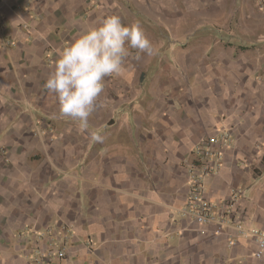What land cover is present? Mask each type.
I'll list each match as a JSON object with an SVG mask.
<instances>
[{
    "label": "crops",
    "instance_id": "0c3cea01",
    "mask_svg": "<svg viewBox=\"0 0 264 264\" xmlns=\"http://www.w3.org/2000/svg\"><path fill=\"white\" fill-rule=\"evenodd\" d=\"M20 1L0 0L11 24L20 23L13 12ZM36 1L40 34L31 29L28 42L19 33L11 41L16 50L0 48V93L11 94L14 86L27 89L36 109L60 118L58 98L44 86L59 58L49 61L50 68L43 66V50L59 43L49 29L74 28L72 42L99 24L98 18L105 17L99 15L110 14V4L114 10L120 2L104 0L106 8L88 12V0ZM231 3L243 14L260 12L254 0ZM83 12L89 19L79 23ZM135 58L127 57L119 83H113L119 89L112 88L108 97L101 94L89 120L95 127L115 125L112 115L116 118L118 109L126 147L95 142L102 152L90 160L79 161L85 135L74 131L69 137L65 124L51 121L41 122L49 130L38 131L32 113L0 101V147L8 158L7 163L0 158V264H264V258L254 256L253 237L235 226L264 229V103H230L225 93L222 102H159L151 85L134 79L130 63ZM50 101H56L54 110ZM221 133L231 143L204 178L202 195L213 203L216 217L230 222L213 235L201 232L182 211L194 144ZM233 193L238 194L235 202ZM230 239L236 240L231 247ZM59 249L66 251L62 258Z\"/></svg>",
    "mask_w": 264,
    "mask_h": 264
},
{
    "label": "rangeland",
    "instance_id": "374dc122",
    "mask_svg": "<svg viewBox=\"0 0 264 264\" xmlns=\"http://www.w3.org/2000/svg\"><path fill=\"white\" fill-rule=\"evenodd\" d=\"M81 1L85 3L86 0ZM118 1L121 4H115L114 10L110 9L109 3L107 9L110 10V14L106 12L107 14L99 16L106 18L115 14L120 16L125 25L137 22L141 25L158 52L154 56H149L136 49H130L129 57L136 58L130 63L132 66L128 67V75L132 69H135L134 79L138 77L143 85L147 84V87L151 85L149 89L154 92V96L157 94V101L168 102L174 98L184 103L195 100V103L205 104L207 100L215 102L214 99L222 102L220 98L223 97L222 93H225L224 96L230 103H264V0H254L257 5L256 10H260L254 17L241 13L239 8L236 11V7L234 8L231 3L233 0ZM36 2V0H21L16 3L13 12L19 17L18 24H11L0 11L1 49L16 50L12 42L19 33H24L28 42H31V29L40 34L37 24L41 23V15L37 13ZM102 2L104 3V0H88L86 9L88 12H97L105 7L102 6ZM236 4L238 0H235ZM88 12L78 14L79 23H85L89 19ZM23 14L27 16L26 21ZM28 19L36 25L31 27ZM101 21L99 17L97 23ZM55 28L49 29V32L57 37L59 43L46 47L41 55L43 66L46 68H50L49 61L53 60L55 55L59 57L61 50L71 43L75 32L74 28L67 30L61 27ZM14 81L18 83L17 80ZM113 83H119L117 75L105 78L103 92L107 97L112 93V88L120 87L119 85L113 87ZM30 97L31 94H28L27 89L24 93L15 86L11 94L0 93L3 106L10 104L12 108L26 109L27 112L32 113L35 123H38V131L48 129L43 128L41 122L45 121L47 125V121H51V123L65 124L69 137L74 131L85 135L86 141L83 142L85 151L79 155L80 162L84 158L90 160L97 150L99 153L102 152V148L90 139L92 133H100L103 137H107L103 139L105 146L116 142L126 147L125 124L122 120L123 115L117 118L118 109L116 118L115 114L112 115L115 125L103 124L95 127L89 123L88 129L81 131L78 123L69 118L56 116L47 118L40 107L39 110L36 109ZM54 103L56 105V101ZM55 105L52 101L49 102L51 109H55ZM89 120H92V115ZM50 131L55 132L53 128ZM120 140L122 143L119 142ZM0 149L3 151L0 153V158L7 163L6 149L4 147ZM190 155L195 158L193 151ZM26 162L30 163V160Z\"/></svg>",
    "mask_w": 264,
    "mask_h": 264
},
{
    "label": "clouds",
    "instance_id": "9594fccd",
    "mask_svg": "<svg viewBox=\"0 0 264 264\" xmlns=\"http://www.w3.org/2000/svg\"><path fill=\"white\" fill-rule=\"evenodd\" d=\"M130 49L149 56L158 52L138 22L125 25L115 14L86 29L62 49L44 85L56 94L59 115L77 122L81 131L88 129L89 118L99 106L105 78L123 71ZM90 139L102 142L104 138L92 133Z\"/></svg>",
    "mask_w": 264,
    "mask_h": 264
},
{
    "label": "built area",
    "instance_id": "2783aa9c",
    "mask_svg": "<svg viewBox=\"0 0 264 264\" xmlns=\"http://www.w3.org/2000/svg\"><path fill=\"white\" fill-rule=\"evenodd\" d=\"M228 143H231V138L221 133L213 136H206L196 141L193 147L195 158L188 164L187 175L189 181V189L183 213L191 217L198 225L199 230L203 233H211L213 235H219L221 228L230 221L224 217H216L213 214V203L209 202L202 195L203 180L212 171L218 167L216 163V157H220V151L223 147H226ZM3 151L0 149V153ZM237 193L231 195V201L235 202ZM236 229L241 234H249L253 237L256 244V251L254 256L257 259L264 258V229H251L244 231L239 224H236ZM235 239L227 241L229 247L234 245ZM58 258L65 256L66 251L59 249L56 252ZM35 264H41L39 260L35 261Z\"/></svg>",
    "mask_w": 264,
    "mask_h": 264
}]
</instances>
